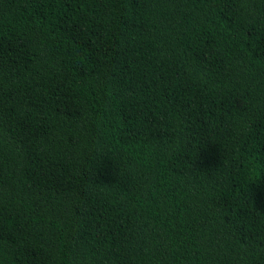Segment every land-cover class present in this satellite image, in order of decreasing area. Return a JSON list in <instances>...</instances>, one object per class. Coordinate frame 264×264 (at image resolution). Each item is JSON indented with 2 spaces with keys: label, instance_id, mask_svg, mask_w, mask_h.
<instances>
[{
  "label": "trees",
  "instance_id": "obj_1",
  "mask_svg": "<svg viewBox=\"0 0 264 264\" xmlns=\"http://www.w3.org/2000/svg\"><path fill=\"white\" fill-rule=\"evenodd\" d=\"M0 264H264V0H0Z\"/></svg>",
  "mask_w": 264,
  "mask_h": 264
}]
</instances>
